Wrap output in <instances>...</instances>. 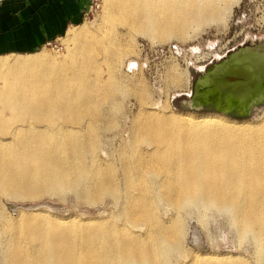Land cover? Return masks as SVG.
I'll list each match as a JSON object with an SVG mask.
<instances>
[{"label": "bare ground", "instance_id": "obj_1", "mask_svg": "<svg viewBox=\"0 0 264 264\" xmlns=\"http://www.w3.org/2000/svg\"><path fill=\"white\" fill-rule=\"evenodd\" d=\"M239 2L106 0L103 25L96 31L72 30L66 57H0V195L6 199L61 197L84 183L80 196L90 203L110 195L119 204L116 169L107 162L103 172L100 162L106 158L98 153L96 125L106 123L105 105L108 115H116L129 95L142 100L126 140L130 153L125 144L121 149L127 189L121 213L111 223L37 213L38 220L27 221L17 238L0 228V264H245L186 247L183 212L191 210L200 217L208 211L230 214L239 237L255 240L257 264H264V115L257 122L237 121L249 115L230 112L232 99L245 95L237 107L246 112L253 100L264 97V54L242 50L200 80L218 93L223 110L200 109L209 91L184 102L187 110L233 119L215 112L170 113L167 106L155 113L161 100L150 102L147 82L121 69L125 56L135 54L123 41L134 43L139 35L153 44L191 39L203 24L224 21ZM177 68L168 69L166 81L183 89L189 72ZM141 144L145 151L139 150ZM70 172L77 181L69 180ZM161 201L175 210L168 221L157 212ZM129 218L142 219L144 226L117 224Z\"/></svg>", "mask_w": 264, "mask_h": 264}, {"label": "rangeland", "instance_id": "obj_2", "mask_svg": "<svg viewBox=\"0 0 264 264\" xmlns=\"http://www.w3.org/2000/svg\"><path fill=\"white\" fill-rule=\"evenodd\" d=\"M28 2L29 0H0V32L4 35L2 40L0 38V57L2 58H13L14 56L31 57L34 55H51L55 57L59 56L58 58H64L69 53L68 48L72 46V42L70 41L69 44L68 41L70 32H73L72 30L76 31L77 29L79 30V28H87L91 31H96V28H99L104 22L103 18L106 0H95L94 8L91 12L89 11L85 17L83 14V19L81 21L77 24H72L69 27L73 28L70 30L67 28L57 37H49L43 42L39 41L37 43L35 42L33 44H29L26 40L27 32L31 31L30 27L27 26L26 21L28 19L22 20V16L20 14V11L23 10V5L28 4L27 6H29ZM20 4H22V6H20ZM26 12H28V10ZM229 16L224 21L217 22L218 24H207L208 26L203 24V27L198 30L197 35H193L194 38L192 37L191 39L189 38L185 41L172 39L165 43L153 44L149 37L147 38L139 35L134 43L128 42V40L122 42V45L125 47L127 45H131L132 47L134 46L133 50H135V54L125 56L124 64L121 69L124 73H129L130 76H136L137 81L141 79L140 77H142L143 80H141L147 82V84H145L150 87L149 89L152 92L149 99L150 102L161 100V105L158 106L157 112L155 113H162L166 106L170 108V113H180L186 111L195 115L213 113L215 111L193 112L191 110H187L184 104L185 101L192 100L195 95H204L202 93H207L208 91L209 94L206 96L207 99H203V106H200V109L207 107V109L223 110V107L218 105L217 102L218 93L212 92L213 88L210 87L211 85H200V80L206 78L216 69L217 66L222 65L233 55L242 50H255L256 48V50L261 51L264 54V0H240L239 4L233 7ZM33 30H36V27L33 26ZM174 65H176V67ZM103 68L106 70L105 66H103ZM172 68L179 69V72H189V81L185 88L175 89L166 81L167 74L169 70H172ZM261 84L262 88H264V81ZM136 89H140V87L138 86ZM243 96L245 95H242V98L240 97L239 100H231L232 107L230 112L238 111V113L249 115L247 118L238 120L230 118L225 113H215H219L221 116L237 121H259L264 115V97L262 99L253 100L248 111L244 112L239 110V107H237L238 102H240L239 104L245 102L246 99H244ZM139 101L142 102L140 96L135 97L134 95H129L127 100L125 99L120 101V111L122 110V112H118L116 115L109 114L112 117L108 115V107L105 105L107 108L104 106L103 110H107H104L103 114L105 113L106 118H103L102 120L106 123L100 122L96 125L97 130L99 129L98 135L101 136H99L101 140L99 143L101 142V144H99L100 147L98 149V153L101 159L106 158L103 159L104 162H102V160L100 162L102 167H105L103 168V172L107 171V165H105L107 162L116 169L115 174L118 177V183L121 187V191L118 194V196L121 197L119 198V204L116 203L114 197L110 195L101 198L96 203H90V201H87L83 196H80V192L83 190L82 185L84 184L80 182V184H75V186H78L76 188H80V190L78 189L79 191L73 189L72 191L71 189H68L64 192V196L61 197L60 195L46 193L47 195L44 194L43 197L40 196V198L13 200V198L6 199L0 195V215H2V212L5 213L3 215L5 217L2 216L1 218L0 216V228L2 229V233L9 229V233L6 234L9 235L11 232L9 237L16 236L17 238V230H19V228H25V224L28 222L38 220L36 218L38 217L37 213H46V215H51V218H54L55 216V219H65L66 221L70 218H77L82 221L92 220L102 222L108 220L109 223H111L112 220L109 219H112L121 213L123 206L125 205V200L127 199L124 198V195L122 194V192L127 193V189L124 187V176L121 169L126 163V158L121 156V149L124 146L123 144H125V146L128 144V141L126 140L129 139L128 133L131 126V120H133L135 115L138 113L137 111L140 104ZM142 107L147 108L148 106L143 103ZM167 111L168 110H166V112ZM110 117L113 119L111 120ZM107 118L112 125L108 124L109 121ZM102 125L106 127H103ZM93 142H95L94 138ZM145 146V144H141L139 146V150L142 151L144 148L146 150L147 146ZM126 147L130 153V146ZM135 153L131 155L135 157ZM132 156L129 157L131 158ZM89 159L90 158L87 160ZM87 162V168L91 169V160ZM72 173L70 172V174ZM69 180L72 182L77 181V174H72ZM136 194L135 198L138 196L139 191H137ZM1 204H3L4 207L1 206ZM20 212H22L21 215ZM157 212L165 221H168L171 216L175 215V210L164 201L158 203ZM198 213L199 212L197 210L183 212L187 231L184 240L186 247L192 248L200 253L228 255L234 259V262H241L245 264L258 263L257 253L259 250L257 248V252V246L255 247L256 243H254L255 240L253 238L251 239V237L242 240L239 237L238 231L235 224H233L234 222L232 221L230 214L208 211L203 213L202 217H200L199 215H201V212L199 214ZM16 218L20 219L18 220V223L16 222ZM140 220L138 218H129L124 219V223L121 221L117 222V224L125 226L129 229H137L139 224L142 222L145 223L143 220ZM14 221L16 223H14ZM20 222H23L24 225L23 223L21 225ZM6 223L7 228L4 226ZM15 224L16 227L14 226ZM17 225H19V227ZM6 234L5 236H7Z\"/></svg>", "mask_w": 264, "mask_h": 264}, {"label": "crops", "instance_id": "obj_3", "mask_svg": "<svg viewBox=\"0 0 264 264\" xmlns=\"http://www.w3.org/2000/svg\"><path fill=\"white\" fill-rule=\"evenodd\" d=\"M88 2V0H29V6L23 5V10L20 11L22 20L28 19L27 26L31 30L26 34L27 42L33 44L59 36L72 24H77L83 19V11ZM33 26L36 30H33ZM3 36L0 32L1 40Z\"/></svg>", "mask_w": 264, "mask_h": 264}, {"label": "flooded vegetation", "instance_id": "obj_4", "mask_svg": "<svg viewBox=\"0 0 264 264\" xmlns=\"http://www.w3.org/2000/svg\"><path fill=\"white\" fill-rule=\"evenodd\" d=\"M88 5L85 7L84 11H83V14H84V17L87 16L89 10H92L94 8V1L93 0H88Z\"/></svg>", "mask_w": 264, "mask_h": 264}, {"label": "water", "instance_id": "obj_5", "mask_svg": "<svg viewBox=\"0 0 264 264\" xmlns=\"http://www.w3.org/2000/svg\"><path fill=\"white\" fill-rule=\"evenodd\" d=\"M91 12V10H89Z\"/></svg>", "mask_w": 264, "mask_h": 264}, {"label": "built area", "instance_id": "obj_6", "mask_svg": "<svg viewBox=\"0 0 264 264\" xmlns=\"http://www.w3.org/2000/svg\"><path fill=\"white\" fill-rule=\"evenodd\" d=\"M93 1H95V0H93Z\"/></svg>", "mask_w": 264, "mask_h": 264}]
</instances>
